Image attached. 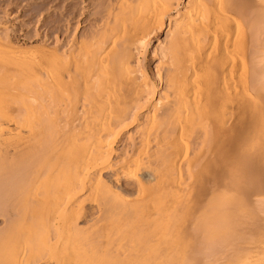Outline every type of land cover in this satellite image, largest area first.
Here are the masks:
<instances>
[{
  "label": "bare ground",
  "instance_id": "6f19581e",
  "mask_svg": "<svg viewBox=\"0 0 264 264\" xmlns=\"http://www.w3.org/2000/svg\"><path fill=\"white\" fill-rule=\"evenodd\" d=\"M179 1L99 0L33 59L0 35V264L20 231L26 264H264V0Z\"/></svg>",
  "mask_w": 264,
  "mask_h": 264
},
{
  "label": "rangeland",
  "instance_id": "374dc122",
  "mask_svg": "<svg viewBox=\"0 0 264 264\" xmlns=\"http://www.w3.org/2000/svg\"><path fill=\"white\" fill-rule=\"evenodd\" d=\"M260 1L261 0L257 1V3L260 4ZM188 2H190V4L192 3L191 5H193L192 1L181 0L178 2L177 9L180 11H186L185 4H187ZM99 4H100L99 0H0V19H2V20H0V35H3V34H5V32H8L7 34H9L10 39H11V44H12L10 47H12L14 49V51L18 54H20L19 52H21L25 58H26V54H28L27 56L32 57L31 59H33V58L39 57L41 55V52L43 51L44 47H46V46H48L50 48L54 47V43L57 41L56 39L59 38L60 40L63 41L60 43L61 45L64 43V39L66 40L65 42H69L70 44H72L74 40H76V39L81 40V38L84 34L89 33L93 28L98 26L94 22L96 19L94 15H96V17L100 18L99 16H101L102 15L101 13H103V12L100 13V11H98V9L99 10L103 9V7L99 6ZM213 6H214V4H213ZM104 8H105L104 12L108 14L106 7H104ZM75 9L77 11H75ZM146 9L147 8H145V10ZM183 9H185V10H183ZM72 11H73V13L74 12L75 13L72 14L71 13ZM113 11H110V13L112 12L111 14L114 13V15H110V13H109L110 17L106 14L107 17L111 18V19H108L109 22H111V21L114 22L115 19H113V18L115 17V14L118 12L117 10H114V9H113ZM180 11L178 13H177V10H176V13L174 12L175 15L178 14V16H176V17L174 14H172V17H175L173 19H176V20L172 21L173 19L171 18V21H169V22H168V20L165 21L166 24L164 25L163 29L160 30L155 35V39L152 41V43L150 44V46L147 49V53L145 55V64H147L146 66L149 67L148 69H150L153 73L155 72L154 67H156L158 65L160 58L158 55L152 56L151 54H153L152 52L155 50L154 48H156L158 46V44L165 42V37L168 36L165 33V31L166 32L168 31L170 24L172 25L173 22H176L183 15V13H185V12L181 13ZM75 14H77V15H75ZM106 15H104V16H106ZM111 16H114V17H111ZM104 20H106V18L103 19L102 21H104ZM92 23L93 24L95 23L94 25H96V26H93ZM77 25H79V26L77 27ZM245 27H246L247 35L251 36L253 33V30H251L249 28L247 29L248 26H246V25H245ZM7 29H8V31H6ZM75 30H77V31H75ZM71 37H72V39H71ZM78 37H81V38L79 39ZM47 39H48V41H47ZM4 42L5 41H3V42L0 41V44L4 45L5 44ZM109 50H112L111 47H109ZM22 54H20V56ZM21 58H23V57H21ZM25 58H23V59H25ZM155 64H156V66H155ZM24 80L26 81V77H24ZM31 124H32V122H31ZM33 125H31V126H33ZM10 127L14 128V124H13V126L10 125ZM136 129L137 128H130L129 132L134 133V131ZM24 130L26 132V128H24ZM127 131L128 130H126L125 132H127ZM123 137L126 138V135ZM125 138L123 139V142L126 141ZM120 144H122V143L117 144V147L115 149L121 150L122 146ZM119 145H120V147H119ZM118 153H119V151H118ZM258 166H259V168L257 169L258 173L261 172L262 175H264V159L261 160V158H260V163ZM142 174H143V175H141L142 179L147 180V179L152 178L151 174H149V173L148 174L142 173ZM104 177H105L104 180H108L109 182L114 181V180H112L114 178L111 177V174L109 172L107 174H104ZM109 179H111L112 181H110ZM258 180H259L260 184H264L263 179H258ZM122 187L124 188L125 186L123 185ZM86 195H81V198H80V196L77 198L82 199ZM131 197L134 198L135 195H132ZM13 199H16L18 201V199H20V197L19 198L16 197ZM21 201L22 200H20V202ZM88 203H86V205ZM18 204H16V206H18ZM91 204L92 203L88 204L86 209L89 208V205H91ZM20 205L18 206V208H16L14 206L15 209L12 208L13 205H8L9 207L7 206L8 209H6L8 211H6L4 209L5 206H1V208L3 207L2 210L5 212H0L1 213V215H0V231L2 230L0 232L2 234V235H0V237L3 236V231H4V233L6 231L5 234H7L10 231L17 229V227H15V226L20 224V223L16 222V221H18L16 215L20 216V218H22L21 215L26 212L24 207H22L24 205H21L22 208H20ZM1 208H0V210H1ZM9 209H10V211H9ZM16 209H17V211H16ZM19 209H24V210H21L22 211L21 212V211H19ZM15 213H18L21 215H18ZM14 218H16V219H14ZM20 218H19V222L23 219L22 218L20 220ZM11 220H13V222H11ZM12 223H14L15 226ZM78 223H79L80 228L81 227L86 228L88 226V223L85 222L84 220H81ZM8 226H10L9 227L10 230H7ZM13 227H15V228H13ZM22 233H23V231L22 232L20 231V233L19 232L17 233L18 234L17 239L19 240V241H17V243L20 242L21 244L19 245L20 248L17 247L18 244L16 245V247H17L16 249L20 253L19 254L16 251L17 252L16 254L20 255L21 260H22L21 262H19L20 259L17 257L19 260L18 261L19 264H23V263L26 264V262H25L26 261V232L23 233L24 236L21 237ZM194 261H195V259H194ZM194 261H192V262H194ZM45 263L46 264H53L52 261L48 262V261H43V260L39 261V263H37V264H45Z\"/></svg>",
  "mask_w": 264,
  "mask_h": 264
}]
</instances>
